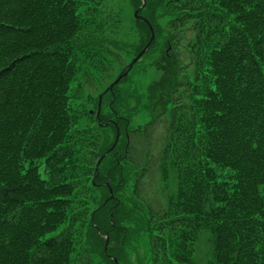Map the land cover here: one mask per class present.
I'll list each match as a JSON object with an SVG mask.
<instances>
[{
  "label": "trees",
  "instance_id": "obj_1",
  "mask_svg": "<svg viewBox=\"0 0 264 264\" xmlns=\"http://www.w3.org/2000/svg\"><path fill=\"white\" fill-rule=\"evenodd\" d=\"M102 1L0 0V138L7 147L0 150V264H98L89 260L93 253L71 249L70 238L80 241L84 230L38 245L22 242L27 227L43 234L56 222L42 225L35 217L22 225L29 208L11 204L25 199L16 188L48 197L44 203L26 200L37 210L54 203L51 196L65 190L57 180L64 147H72L75 165L79 160L90 168L88 156L95 161L111 146L97 121L89 129L65 116L72 110L70 87L77 93L81 86V68L89 63L90 71L107 67L108 55L116 57L121 45L116 35L124 20L121 7L118 16L103 17ZM157 1L156 9L154 0H147L144 17L157 35L161 74L148 88L144 107L138 92L122 99L116 91L110 95L113 110L125 106L127 115L119 124V143L102 161L96 181L110 183L117 199L89 210L84 220L93 216L101 231H109L108 254L119 264H131L126 248L144 239L143 232L145 252L132 264H195L204 231L212 236L214 264H264V0ZM128 3L135 8L140 1ZM170 5L160 26L156 11ZM134 26L146 34L139 49L150 33L144 21ZM176 38L186 41L183 58L172 42ZM144 111L143 123L131 125ZM167 115L169 128L155 163L165 186L158 191L166 201L150 206L132 184L140 168L134 142L139 135L148 137L151 124ZM48 126L65 134L60 143L57 135L47 140L38 134ZM14 157L27 163L25 171L12 174L7 160ZM41 158L48 186L36 173ZM102 189L106 199L107 188ZM86 222L87 238L93 236L86 242L114 264L104 253L103 238Z\"/></svg>",
  "mask_w": 264,
  "mask_h": 264
},
{
  "label": "rangeland",
  "instance_id": "obj_2",
  "mask_svg": "<svg viewBox=\"0 0 264 264\" xmlns=\"http://www.w3.org/2000/svg\"><path fill=\"white\" fill-rule=\"evenodd\" d=\"M104 1L106 5H103V12H101V15L103 17H105L106 14H111V15L115 14L118 16L119 14H118L117 9L119 8V5H120V7H122V10H123L124 21L121 23L122 25L121 30L117 31L116 33L118 38L121 39V42H120L121 45L119 46V48H117V50H115L116 57H113V56L110 57L108 55V57L112 59L111 64H109L107 67L106 66L103 68L101 67L99 71H97L98 70L97 68L93 71H90L89 69L91 68V64L89 63V68L88 69L81 68V73L77 76L79 80V84H81V86L79 87V92L81 93V95L89 94L95 100H97L98 96L106 89V87H108L117 78V76L122 72V70L128 67L129 63L135 58L136 54L141 49V48L136 49V47L143 44V40L144 38H146L145 36L146 34L143 33V29L141 27H138V30L135 29L136 26H134L135 16L133 13V7H131L127 1H126L127 2L126 4L124 3V0H104ZM114 2L116 3L114 4ZM154 6L156 9L158 8L157 0H154ZM169 7H171V5L164 6L163 8L159 7V11H156L160 15V17L157 19V22L159 23L160 26H163V23L165 20V17L162 16V14L166 12ZM146 10H147V7H145V9L140 11L138 15L143 17ZM133 29L136 31L137 34L133 33ZM97 44L94 46V48L97 47ZM81 46H83V43H81ZM101 50L102 49L97 48V51H99L100 54H101ZM158 54H159V47L157 48L154 47L153 49L151 48L146 54H144L141 57V59L139 60L137 64V65L139 64L140 65L138 67L136 65L133 68V70L129 74V77L122 80V82L117 85V94L119 95L121 99L124 97V94L132 93L130 86H137L138 88L141 89L144 87L145 83L149 85L154 80L159 79L161 71L158 67H159L161 60H160V57L157 58ZM151 59L154 62L153 65L151 64ZM156 59L158 60L156 61ZM85 65H88V64H85ZM94 72H95V75L93 76L92 73ZM129 78H130V81L125 82ZM143 93H144V88H143ZM109 101H110V97L108 95L105 98H103L102 103L104 104L102 107V114L106 115L110 119H114V118H111L112 112L109 110V106H108ZM88 104L89 106H93L92 100H90ZM144 113L145 111L142 114L139 113L140 114L139 116L141 117L142 121L144 118ZM135 118H138V117H135ZM157 128L158 126L156 127V131L161 132ZM105 129L107 130V128H104V130ZM110 129H111L110 131L107 130V133L109 134L110 139H112L115 131L113 128H110ZM155 136H154V139H155ZM145 143L146 142L143 141L141 137H137L136 141L134 142V147L137 151V156L140 161H143L146 154H148L149 152H153L155 154L157 153L156 150H153L152 146L151 148L143 147ZM130 182L131 181H128L125 186L127 193H129V191L131 190ZM140 183H141V189L147 192L149 199L153 200V195H154L155 200L158 203L164 204V202L166 201V198L162 194H157V192L156 193L154 192L157 189L158 184H159L158 174H155L153 177H151L147 181H143ZM96 194L98 195L96 198L97 200L98 198L101 197V193L97 192ZM114 195L116 196L117 193H114ZM120 195H122V193ZM94 204L95 206H97L99 204L98 200L94 202L93 205ZM105 211H106V208H105ZM105 215L106 213L103 216H101V219H104ZM86 224H90V221L87 220ZM83 230L84 232L83 234L81 233V239L84 241H86L85 239L91 241L93 236L91 238H87V235H86V230L88 231V229L84 227ZM143 234L145 235L144 239L140 240L139 242L136 241V244L135 243L133 244L134 247L136 248V252L140 254H143L145 252V247L147 245L146 232H143ZM208 251H209L208 241L207 239L202 238L200 244H198L196 254H195L197 261L201 262L202 260H204ZM126 252L128 256L129 251L126 250ZM132 254H133V249L130 255L128 256L130 260L132 259ZM95 259L97 262H102L100 264H104L107 262V261H103V259L99 261V257L97 255H95Z\"/></svg>",
  "mask_w": 264,
  "mask_h": 264
},
{
  "label": "water",
  "instance_id": "obj_3",
  "mask_svg": "<svg viewBox=\"0 0 264 264\" xmlns=\"http://www.w3.org/2000/svg\"><path fill=\"white\" fill-rule=\"evenodd\" d=\"M144 51H145V49H144V50H143V51H142V52L136 57V59H138V58L142 55V53H143ZM136 59H135V60H136ZM135 60H134V61H135ZM134 61H133V62H134Z\"/></svg>",
  "mask_w": 264,
  "mask_h": 264
}]
</instances>
